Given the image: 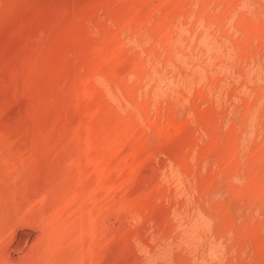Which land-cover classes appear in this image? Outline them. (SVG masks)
Instances as JSON below:
<instances>
[{
  "label": "rangeland",
  "instance_id": "obj_1",
  "mask_svg": "<svg viewBox=\"0 0 264 264\" xmlns=\"http://www.w3.org/2000/svg\"><path fill=\"white\" fill-rule=\"evenodd\" d=\"M0 264H264V0H0Z\"/></svg>",
  "mask_w": 264,
  "mask_h": 264
}]
</instances>
